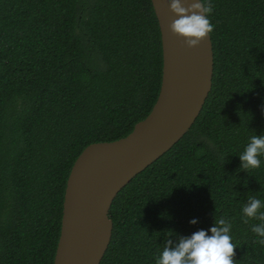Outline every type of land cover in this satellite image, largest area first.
<instances>
[{
    "label": "trees",
    "instance_id": "obj_1",
    "mask_svg": "<svg viewBox=\"0 0 264 264\" xmlns=\"http://www.w3.org/2000/svg\"><path fill=\"white\" fill-rule=\"evenodd\" d=\"M211 4L212 89L188 132L113 200L100 264H154L166 240L214 217L231 222L235 264H264L260 221L241 219L248 196L264 201V158L246 172L238 157L264 134V0ZM162 75L152 0H0V264H54L77 157L127 136Z\"/></svg>",
    "mask_w": 264,
    "mask_h": 264
},
{
    "label": "water",
    "instance_id": "obj_2",
    "mask_svg": "<svg viewBox=\"0 0 264 264\" xmlns=\"http://www.w3.org/2000/svg\"><path fill=\"white\" fill-rule=\"evenodd\" d=\"M185 6L193 0H182ZM163 46V75L151 112L125 137L94 142L77 157L67 180L54 264H100L111 241L109 211L132 178L170 150L192 127L212 89L211 34L193 47L169 25L170 0H152Z\"/></svg>",
    "mask_w": 264,
    "mask_h": 264
},
{
    "label": "clouds",
    "instance_id": "obj_3",
    "mask_svg": "<svg viewBox=\"0 0 264 264\" xmlns=\"http://www.w3.org/2000/svg\"><path fill=\"white\" fill-rule=\"evenodd\" d=\"M169 7L176 14L169 25L170 30L184 37L189 47L198 45L212 32L213 24L209 20L211 0H193L187 6L182 0H170ZM238 157L239 169L247 172L259 168L264 158V134L249 136ZM262 207L264 201L248 196L241 208V219L244 223L248 222V218L260 221L251 226V231L258 238L256 242L264 246V211H260ZM189 223H196V218H191ZM231 228L229 220L214 217L213 223L206 229L200 228L191 234L182 235L175 242L166 240L162 250L154 257V264H235L233 256L236 245L232 242Z\"/></svg>",
    "mask_w": 264,
    "mask_h": 264
}]
</instances>
